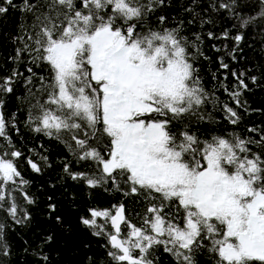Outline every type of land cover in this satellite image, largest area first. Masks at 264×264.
Here are the masks:
<instances>
[{
    "label": "snow or ice",
    "instance_id": "1",
    "mask_svg": "<svg viewBox=\"0 0 264 264\" xmlns=\"http://www.w3.org/2000/svg\"><path fill=\"white\" fill-rule=\"evenodd\" d=\"M0 264H264V0H0Z\"/></svg>",
    "mask_w": 264,
    "mask_h": 264
}]
</instances>
